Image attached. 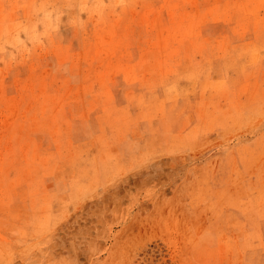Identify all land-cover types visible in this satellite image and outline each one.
<instances>
[{"label":"rangeland","instance_id":"obj_1","mask_svg":"<svg viewBox=\"0 0 264 264\" xmlns=\"http://www.w3.org/2000/svg\"><path fill=\"white\" fill-rule=\"evenodd\" d=\"M0 264H264V0H0Z\"/></svg>","mask_w":264,"mask_h":264}]
</instances>
